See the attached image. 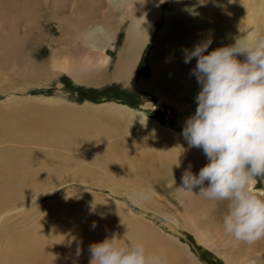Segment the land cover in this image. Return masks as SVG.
<instances>
[{"label":"rangeland","instance_id":"obj_1","mask_svg":"<svg viewBox=\"0 0 264 264\" xmlns=\"http://www.w3.org/2000/svg\"><path fill=\"white\" fill-rule=\"evenodd\" d=\"M2 1L8 2V7L0 13V211L23 205L25 209L0 222V247L6 238L18 241L19 238H14L19 236L17 233L20 234L26 228L28 230L35 221L41 220L48 225V229H53V223H58L60 218L64 221L73 219L80 229L69 234L60 245L52 244V251L45 247V251L39 249L42 254L38 253L39 250L34 252L38 254L34 264H89L91 242L102 241L112 233L110 230L107 234L102 232L99 222L87 220V210L80 215L77 212L74 214L72 205L84 202L104 207L113 202L114 208L120 204L118 213L124 208L130 212L128 216H123L125 220L120 224L127 226L136 222L134 218L138 217L135 215L140 217L138 220L146 230L142 232L148 237L138 236L137 240L146 244L149 239L154 244L157 241L163 245L173 258L166 264H264V238L249 244L237 241L224 232L222 219L227 212V201H211L202 196L181 193L176 188L180 186L181 175L189 164L192 173L196 174L207 163L201 148L189 147L186 141H178L175 145L164 144L163 157L158 159L152 142L141 140V128L133 123L136 118L107 111L96 112L95 118L105 129L100 136L89 135L86 138L82 131L73 135L68 131L54 132L56 139L53 140L52 132L51 136L44 130L45 140H42L38 133L49 120L44 114L57 111L68 113L66 107L82 108L88 104L107 107L104 105L106 103L126 105L127 109L142 112L146 118L161 126L178 130L179 119L182 118L184 123L183 119L186 118H179L178 108L158 103L152 92L159 93L164 99H172L180 94L179 102H183L181 104L185 112L192 115L199 86L190 72L186 73L189 80L186 85L174 78L173 50L182 43L172 35L181 31L182 27H186L187 34L201 28L205 33L211 28L218 32L228 27L234 35L241 36L244 12L250 19L261 18L260 26H264V9L263 14L254 9L261 0H205L204 3V0H164L163 3L152 4L153 21L145 29L142 52L136 67L126 78L114 77L113 72L118 51L123 47L130 22H133V18H128L129 11L119 12L112 6L106 7L108 0H11L14 2L12 11L9 0ZM199 8L202 13H199ZM211 9L213 11L210 13ZM215 13L220 20L221 15L226 18L221 25L215 21ZM165 15L169 16V22ZM202 16L205 17L203 20ZM87 18L99 24L110 22L109 30L112 28V48L105 52L109 62L98 84H91L94 77L88 74L79 77L76 71L60 69L61 59L55 62V66L51 63L53 53L60 51L63 46L65 52L77 46L75 54L70 51L67 53L74 55L73 60L78 61V49L88 36L85 24ZM184 18L192 20L187 22ZM206 36L204 34L203 38ZM258 37H264V28H258L251 41ZM182 39L192 42L187 35ZM187 41L184 43L186 47ZM72 42L75 44L72 45ZM153 51L156 52V64H162H159L162 74H158L161 78L157 79L156 89L152 86L148 64V56ZM191 62L195 66V61ZM183 74L181 72V76ZM182 88H185L184 91ZM152 108L153 111L158 109V112L154 114ZM21 111L26 115H22ZM84 117L87 119L91 115L86 113ZM108 151L114 152L124 161L120 166L122 169L119 166L107 168L109 165L104 162V156ZM179 163L183 166L178 170L176 165ZM119 170L122 171L120 181L117 187H113L117 183L109 182L107 175ZM120 185L129 187L120 189ZM133 187L140 188L134 191ZM252 187L258 197H264V176H257ZM50 191L53 194L48 196ZM197 191L193 189L194 194ZM61 224L62 221L58 225ZM123 233L132 235L126 228ZM78 247L79 255L76 254ZM31 258H28L27 264L33 263Z\"/></svg>","mask_w":264,"mask_h":264},{"label":"clouds","instance_id":"obj_2","mask_svg":"<svg viewBox=\"0 0 264 264\" xmlns=\"http://www.w3.org/2000/svg\"><path fill=\"white\" fill-rule=\"evenodd\" d=\"M211 43L208 35L190 49H181L185 64L195 58L190 74L199 90L195 111L185 119L180 135L189 147L202 149L207 163L196 174L189 164L176 188L227 201L224 232L251 244L264 238V197L252 187L257 176H264V37L247 43L238 38L205 54ZM24 209L23 205L0 211V222ZM89 252V264H163L160 253L125 234L112 233L91 243Z\"/></svg>","mask_w":264,"mask_h":264},{"label":"bare ground","instance_id":"obj_3","mask_svg":"<svg viewBox=\"0 0 264 264\" xmlns=\"http://www.w3.org/2000/svg\"><path fill=\"white\" fill-rule=\"evenodd\" d=\"M175 1H178V0H173V2H175ZM206 1H208V0H206ZM210 1H209V3L211 4L212 2H210ZM243 1H248V0H243ZM108 2H109V4H107L106 7L112 6V7L116 8L119 12H123V10L129 11L130 13L128 15V18L130 20H132V18H133V22H130V27L128 29V33L125 35L126 38L124 39L125 42L123 41L124 42L123 43V47H122V49L120 51H118V55H117V59H116V63H115L116 66L114 68V74H115L114 77L122 76L123 78H126V77H128L131 74L130 73L131 70H134V68L136 67L137 61H138V53L137 54H136V52L134 53L133 49L135 47L139 48L140 45L142 46V40L145 37V35H144L145 34V29L149 25V23L153 21V20H151V18L153 17V14H154L153 13L154 10H151L152 4L153 5H157V3L160 2V0H139V1H136V0H108ZM201 2H202V0H201ZM254 2H256V1H254ZM9 3H10V6H11V11H12L14 2L12 3L11 0H9ZM253 4H255V3H253ZM3 5H4V7H3ZM80 5H81V2H80ZM200 5H202V4L200 3ZM257 5L255 6L256 8H254L255 12H257V13L261 12V14H263L262 11L264 9V0H261L259 4L257 3ZM194 6H195V4H194ZM7 7H8V2L6 3L5 1L0 0V8H2L0 10V13H2V10L7 9ZM206 7H211V6H206ZM249 7H251V6H249ZM178 8L179 7H176V9H178ZM203 8H204V6H203ZM153 9H155V8H153ZM201 10L202 11H206V10H203V9H201ZM198 11H199V13H202L200 11V8L198 9ZM207 11H209V10H207ZM211 11H213V9L210 10V13H211ZM191 14H193V13H191ZM182 15H183V12H182ZM225 15L228 16L226 11H225ZM204 16H202V20L205 18ZM215 16H216V20L215 21H217V23L220 24V25H221V22L225 21V19H226L224 16L221 15V20H220L219 15L216 14V13H215ZM261 16H263V15H261ZM168 17L169 16L165 15V18H166L167 21L169 20ZM174 17L178 18L176 16H174ZM257 18L252 17L250 19V18H248L247 14L244 12V18H243L244 22L241 24V26H244V28H243V32H242L241 36L234 35L233 31H229L228 27L227 28L224 27L221 31H218V32H215L211 28L208 31L205 30L206 31L205 33L203 32L204 30L203 31L201 30L202 28L201 29L199 28L204 34H207V36L211 35V37H212V43H211V45H209V48L206 50L205 53L207 54V51H211L212 49H214L216 47L233 44L235 42V40L238 39V38H240L242 40V42H245V43L251 41V38L254 36V33L256 32V30L258 28H260V29L264 28V26L262 24L260 26V23L262 22L260 20L261 18H259V19H257ZM179 19L181 20V18H179ZM186 19L184 18V20H186ZM198 20H200V19H198ZM186 21L188 22L189 19L186 20ZM195 21H196V19H195ZM199 22L200 21H198V23ZM186 23H184V24L186 25ZM200 23H202V22H200ZM217 23H215V24H217ZM85 24L87 26L86 28L88 29V36L85 38V40L82 41V45L83 46H80L81 48L78 49L77 54L78 53L79 54L76 57L78 59V61L76 62L75 59L73 60V56L74 55H70V54L67 53V52L70 51V53L72 52V53L75 54V52H76L75 50H76V47H77L75 45L76 46L75 48H72V49L68 50L67 52H65L66 49H65L64 46L62 48H60V51H58V50L55 51L53 53V55L51 56V60L54 63L53 62H51V63H52L53 66H55V62H57L58 59H61L62 60L61 65L59 64V68L60 69H63V70L69 71V72L76 71L77 76H79V77L82 76V75L88 74L89 76H93L94 77V78H92L93 81H90V83L91 84H93V83L98 84V83H101V81H102V77H103L102 69L105 66H107V64L109 62V57H108V55L105 52L109 48H112V36H111V33H110V30L112 28L109 30V27H110L111 23L108 22V23H104V24H99V23H95L94 19L87 18ZM196 24H197V21H196ZM196 24L194 26H196ZM188 25H190V24L188 23ZM185 30H187L186 27H185V29L182 27L181 31L178 30L177 33H174V35H172V36H174L175 39H177L178 41L180 40V43H182L180 47H175L174 50H173V54H174L175 58L173 59L172 64H173V68H174V72H173L174 78L178 82L183 83V84L186 85L187 82L189 81L186 73H189L190 69L194 67V62L192 63L191 61L192 60L195 61V58H193L187 64H185L183 62V56H182L181 49L183 48V46H185L184 43H186L187 39L183 40L182 38H183L184 35H187L189 38L192 39V42H189L190 40L187 41L188 47L185 46V48H189L190 49L195 43H197L201 39H203V35L204 34L200 30L195 32V33H192V34H187L188 32L186 33ZM174 43H175V41H174ZM74 44L72 42V45H74ZM163 49H164V46H163ZM170 50H172V49H170ZM6 54H8V52ZM155 56H156V52L155 51H153L152 54L148 56V64H149V67H150V75L152 77V86H153V88L157 87L156 86L157 85V79L161 78V76L158 77L159 76L158 74L160 72L159 71V67H160V65H162L161 63H159L160 65L156 64V62L154 61ZM6 58L7 57H4L3 59H6ZM238 59H243V56H238ZM190 63H192V64H190ZM97 72L99 74H95ZM181 72H184L185 74H183L181 76ZM128 73H129V75H128ZM171 83H172V81H171ZM195 83L197 84L196 81H195ZM184 89H183V91H184ZM191 89H192V87H191ZM159 91H160V89H159ZM179 92H182V91H179ZM186 92H187V90H186ZM181 103H183V102H181ZM104 105H107V107H105L103 105H101V106H99V105L93 106L92 104H90V105L88 104V105H86L84 107L82 106V108H80V107L79 108L66 107V109L68 110V113H65V112H62V111H57V112H54L53 114H50V115H44V116L49 117V118H47L49 120L46 122V124L42 128L43 130H40L38 132V133H40L39 136L42 137V140H45V138L43 137L44 130H45L46 134H50L52 132L51 133L52 135L54 134V132H59V133L63 132L64 133V132H67V131L69 132L70 135H73V134H77L78 132L82 131L86 138L89 135H91V136H100L101 134L104 133L105 129L103 128L102 123H100V121L95 118L96 112L107 111V112H111L113 114L114 113H116V114H121V113L129 114V115L133 116L134 118H136L137 120H135L133 123H135L137 126H139L141 128V132H142V133H140L141 140L149 141L150 143L152 142V144H153L152 148L154 147V149H156L155 151H156V153L159 156L158 159H160V157L161 158L163 157V150L166 148V147L165 148L163 147L164 144H166V145L174 144L175 145L176 143L178 144V141H185V139L180 135L181 130H179L180 128H182V126L184 124L182 122V118L179 119L180 123L179 122L178 123L180 125H179L178 130H173V129L167 127V126H161L158 123H156L155 121H153V120H151L149 118H146L145 115L142 112L132 111V110L127 109L128 108L127 106H123V105H120V104L118 106V105L113 104V103H106ZM182 107H184V106H182ZM112 110H114V112ZM157 110L158 109H154V111H153V108H152L151 112H154V114H156L158 112ZM177 110L179 111V113H178L179 114V118L181 116H184V118H187L190 115V114L188 115V113H186L184 109L181 110L180 108H178ZM86 113H89V115H91V117L86 119L84 117V115ZM21 114L22 115H26V114H23L22 111H21ZM64 114H68V116L65 117ZM164 120H165V118H164ZM183 120H185V119H183ZM175 122L176 121H174V123ZM83 134H82V136H83ZM50 135H48V136H50ZM55 139H56V137H54V135H53V140H55ZM138 144L139 143H137L136 145L138 146ZM97 147L99 148V146H97ZM111 151H108L105 154V156H104V162H107V165H109V166H107V168H109V169H110V167H116L117 168L119 166V168L122 169V167H120V166L124 163V161L121 160L118 157L117 154H115L114 152H111ZM176 166H177V169L179 170L181 168V166H183V165L181 163H179ZM112 172L108 173L109 175H107L108 177L106 179H108L109 182L115 181L117 184L114 185L113 187H117V185H118V183L120 181V177H121V172L122 171L121 170H119L118 172L115 171L116 173L115 172L112 173ZM124 172H125V170H124ZM105 174H107V173H105ZM115 174H118V175H115ZM15 179H17V178H15ZM122 181H123V179H122ZM81 184L82 183H80V186H82ZM77 186H79V185H77ZM121 187H123V188L126 187L125 189H127L129 186H121V185L118 186V188H120V189H121ZM139 188L140 187H133L134 191H135V189L138 190ZM111 190H115V189L111 188ZM53 191H50L48 193V196L52 195ZM110 193L113 194V192H111V191H110ZM137 195H139V194H137ZM111 197H112V195H111ZM145 200H148V199H145ZM83 203L82 204H73L72 208L75 209V211L73 209H71V210L73 211V213L74 212H77V214L79 213L78 215H80V213L82 211L84 213L88 211L89 212V214H88L89 217L87 218V220L91 221L92 223H93V221L99 222V224L101 226L100 230L102 232L107 234L109 232V230H110L111 233H116L118 236H123L125 234V233H123V229L126 228L132 234L131 236L125 234V236L127 238H131L132 240H137L138 236L148 237L145 232H142V231H146V230L143 228V223L138 220L140 217L137 216V215H135V216L138 217V218H134L136 220V222H134L132 224L124 226V225L119 223V222L125 220L123 216H128V213L130 214V212H127L125 210L126 208H124V210L122 212L118 213L117 209L120 207V204H117V205L115 204L116 207L114 208L113 207L114 206L113 202L105 205L104 207L100 206V205H97V204L96 205H88V204H85V203L83 204ZM68 213H70V212H68ZM74 214H73V216H74ZM129 216L131 217V215H129ZM79 217H81V216H79ZM61 221H62V224L59 226L58 224ZM53 224H54V228L53 229H48V225L47 224H45L41 220H38L37 222L35 221L31 225L29 224L30 226L28 227V230H26L27 229L26 228L25 230H22L20 232V234L17 233V235H19V236L18 237H14V238L15 239L19 238L18 241L13 240L12 238H8L7 239L5 237L6 240L4 239L5 241L3 242L2 246L0 247V264H27L26 261L28 260V258L30 256H32L31 261H33V263H31V264H34L36 262L37 256H38V254H36V255L33 254L34 252L38 251L39 249H44L45 247H46L45 249H47L49 247L48 251H52V249H51V248H53V247H51L52 244H54V243L56 244L57 243V244L60 245L61 241H64L63 240L64 238L68 237V235L73 233L74 231L80 229V227L77 224H74L73 219H69L68 221H64L62 218H60V221L58 223H53ZM3 234L5 235V233H3ZM48 234H52V235L50 237H48L47 236ZM0 238H1V235H0ZM84 238H85V236H84ZM90 240H92V239H90ZM77 241H78V239H77ZM86 242H87V240H86ZM57 246L58 245H56V247ZM145 246L148 248L149 251L160 253L162 255L163 264L169 263V262H171L173 260V258L171 256V254L169 253V251H167L164 248L163 245H161L160 243H157V241H156V244H154V241H149V239H148V241H146ZM41 247H43V248H41ZM45 249H44V251H45ZM38 253L39 254L41 253L40 250H39ZM62 255H64V254H62ZM43 256H45V254Z\"/></svg>","mask_w":264,"mask_h":264},{"label":"crops","instance_id":"obj_4","mask_svg":"<svg viewBox=\"0 0 264 264\" xmlns=\"http://www.w3.org/2000/svg\"><path fill=\"white\" fill-rule=\"evenodd\" d=\"M142 47L143 46H141L140 45V47L139 48H137V47H135L134 49H133V52L135 53L136 52V54L138 53V58H140V53L142 52ZM104 68H106V66L104 67ZM104 68L102 69V73H104ZM133 70H131V72H132ZM130 72V73H131ZM115 74H114V72H113V76H114ZM128 75H129V73H128ZM117 77H120V76H117ZM152 93H154V95L156 96V99H157V101H158V103H161V104H165V105H167V106H169V107H176V108H180L181 110L183 109V105L181 104V101L179 102V100H178V98H179V96H180V94L179 95H177V97L175 96V98L173 97L172 99H169L168 97H166V99H164V98H161V95L159 94V93H157V92H152ZM161 93V92H160ZM162 94V93H161ZM162 95H164V94H162ZM182 105V106H181ZM54 112H52V113H47V114H44V115H50V114H53Z\"/></svg>","mask_w":264,"mask_h":264},{"label":"trees","instance_id":"obj_5","mask_svg":"<svg viewBox=\"0 0 264 264\" xmlns=\"http://www.w3.org/2000/svg\"><path fill=\"white\" fill-rule=\"evenodd\" d=\"M146 60H147V58H146ZM142 62H143V59L140 61V64H139V66L142 64ZM146 64H147V62H146ZM146 67H147V65H146ZM148 73L149 72H147V75H148ZM121 105H123V104H121ZM126 106V105H125ZM132 109V108H131ZM156 116H158V115H156ZM152 117L154 118V116L152 115ZM160 120V119H159Z\"/></svg>","mask_w":264,"mask_h":264}]
</instances>
